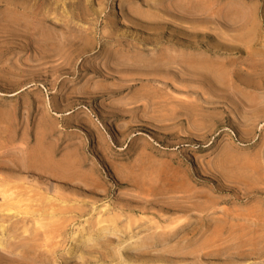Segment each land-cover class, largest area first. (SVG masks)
<instances>
[{"label":"rangeland","instance_id":"rangeland-1","mask_svg":"<svg viewBox=\"0 0 264 264\" xmlns=\"http://www.w3.org/2000/svg\"><path fill=\"white\" fill-rule=\"evenodd\" d=\"M193 263L264 264V0H0V264Z\"/></svg>","mask_w":264,"mask_h":264},{"label":"bare ground","instance_id":"bare-ground-1","mask_svg":"<svg viewBox=\"0 0 264 264\" xmlns=\"http://www.w3.org/2000/svg\"><path fill=\"white\" fill-rule=\"evenodd\" d=\"M193 10H198V6L195 8L193 7ZM150 17H141V23H145L146 25H152V21L149 20ZM9 21L11 23H17L19 22L18 19H14L13 17H10L9 18ZM145 26V25H144ZM196 28V26H193V28ZM148 28V27H147ZM151 28V27H150ZM41 39L38 38L36 40V37H35V44H36V51H41V55L44 56L46 55L47 53L49 52H52V51H60V49H56L54 47V44L53 42H51V40H53L54 38L51 37V35H47V37H45L44 35V32H42L41 34ZM39 35V36H40ZM149 35V34H148ZM45 37V38H44ZM33 38V37H32ZM29 39V38H28ZM90 41L89 38L86 37V39L84 40V44H88ZM57 47V46H56ZM56 50H55V49ZM63 50V49H62ZM61 53H64V52H61ZM49 55V54H48ZM60 55V54H59ZM134 55V54H133ZM63 58H66V53L62 56ZM164 57H166V60H165V63L163 61V64H161L162 62L159 63V65H152V64H146V67L144 66V63L145 60L143 59V57L141 56V54L137 53L136 55L132 56V58L130 59L131 63H128L127 66H124V63H119V66H123L125 69L123 71L119 70V74L121 75V79H122V82L123 83H126L127 81H130V80H143L145 79L147 81V85L148 83L152 82L153 81H156V80H162V82H166L167 79H172L170 76H169V72H168V64L170 63H175V60H176V57L174 55H169V56H166L164 55ZM122 59V58H121ZM124 59V58H123ZM127 59V58H125ZM124 59V60H125ZM183 58H181V61H183L182 63L184 64V67L187 69V71L190 73L189 75L193 76V77H198L200 76L201 74H204L207 78L210 79V77L214 74L212 71L217 67L215 65V68L213 69L212 65L210 66L207 62H204L201 58V56L199 55H195L194 57H189L185 60H182ZM129 60V59H128ZM119 61L121 62V60L119 59ZM123 61V60H122ZM129 61V62H130ZM127 62V61H126ZM143 63V65H142ZM118 64V63H117ZM132 66H135L133 68H136L138 67L134 72H133V68L128 70L126 67H132ZM142 66H144L142 68ZM123 69V68H122ZM218 70V69H217ZM216 70V71H217ZM214 70V72H216ZM218 72V71H217ZM107 75V74H106ZM109 75V74H108ZM214 76H217V73L214 74ZM215 78V77H214ZM213 79V78H212ZM129 84V83H128ZM124 86L126 84H123ZM144 85V84H143ZM142 85V86H143ZM145 86V85H144ZM143 88V87H142ZM149 88V87H148ZM155 88V87H154ZM153 88V89H154ZM189 89V88H188ZM147 93L148 90H143ZM150 93V92H148ZM144 94V93H143ZM150 95V94H149ZM176 108V106H174ZM38 162V161H36ZM8 210V209H7ZM22 210V209H21ZM25 212V210H24ZM23 211H18V213H23ZM172 222V221H171ZM175 222V221H174ZM155 228L157 229V227L155 226ZM161 228V227H159ZM158 228V229H159ZM163 228V227H162ZM219 230V229H218ZM217 230V231H218ZM216 231V232H217ZM204 243H203V247L204 248ZM200 247V246H199ZM201 249V248H200ZM194 264V263H193Z\"/></svg>","mask_w":264,"mask_h":264}]
</instances>
